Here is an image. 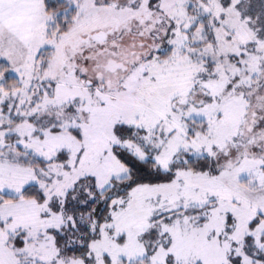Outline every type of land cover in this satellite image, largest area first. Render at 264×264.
<instances>
[{"label":"snow or ice","instance_id":"snow-or-ice-1","mask_svg":"<svg viewBox=\"0 0 264 264\" xmlns=\"http://www.w3.org/2000/svg\"><path fill=\"white\" fill-rule=\"evenodd\" d=\"M0 264H264V0H0Z\"/></svg>","mask_w":264,"mask_h":264}]
</instances>
